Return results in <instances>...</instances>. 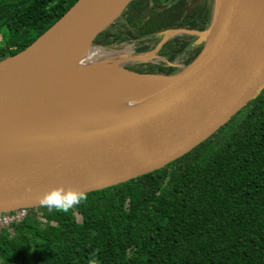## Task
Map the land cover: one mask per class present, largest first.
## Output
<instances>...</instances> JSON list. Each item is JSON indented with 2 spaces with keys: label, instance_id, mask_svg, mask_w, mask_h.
Returning <instances> with one entry per match:
<instances>
[{
  "label": "trees",
  "instance_id": "16d2710c",
  "mask_svg": "<svg viewBox=\"0 0 264 264\" xmlns=\"http://www.w3.org/2000/svg\"><path fill=\"white\" fill-rule=\"evenodd\" d=\"M76 2L0 0V61L28 47ZM186 2L153 18L147 10L159 0H134L122 16L127 24H112L93 45L126 54L121 47L138 35L180 27L172 24L185 18ZM177 44L166 42L160 55L172 61ZM154 69L132 71L174 72ZM87 197L67 214L36 209L45 222L32 209L0 231V264H264V89L182 158Z\"/></svg>",
  "mask_w": 264,
  "mask_h": 264
},
{
  "label": "water",
  "instance_id": "95a60500",
  "mask_svg": "<svg viewBox=\"0 0 264 264\" xmlns=\"http://www.w3.org/2000/svg\"><path fill=\"white\" fill-rule=\"evenodd\" d=\"M133 1L77 0L28 47L1 60L0 109L15 101L7 95L90 47ZM202 39L171 74L124 69L125 79L149 85L124 111L98 119L102 112L86 103L65 131L0 151V214L41 208L38 198L60 185L90 194L124 184L211 140L264 89V0H216Z\"/></svg>",
  "mask_w": 264,
  "mask_h": 264
},
{
  "label": "bare ground",
  "instance_id": "6f19581e",
  "mask_svg": "<svg viewBox=\"0 0 264 264\" xmlns=\"http://www.w3.org/2000/svg\"><path fill=\"white\" fill-rule=\"evenodd\" d=\"M89 56L86 45L47 75L5 97L15 101L0 109V151L65 131L86 103L99 108L102 113H96L98 119L122 112L133 104L124 102L126 93L121 94L119 88L134 93L149 86L141 80L122 78L114 59L87 65L84 59Z\"/></svg>",
  "mask_w": 264,
  "mask_h": 264
},
{
  "label": "flooded vegetation",
  "instance_id": "af4514ba",
  "mask_svg": "<svg viewBox=\"0 0 264 264\" xmlns=\"http://www.w3.org/2000/svg\"><path fill=\"white\" fill-rule=\"evenodd\" d=\"M178 3V0H159L155 11L152 9V5H149L147 12L151 16L157 17L160 14L167 13L170 15L173 11V6ZM187 6L184 10L185 18L179 23H173L174 26H180L178 28L162 29L159 31H154L151 34L138 35L137 39L131 40L129 43H124L121 47V51H127L126 54L118 53L119 56H127L129 64L125 66V69L129 71H134V69L147 70L149 66L153 65L155 69L158 67H163L166 69L176 71L179 67L186 64L190 59H192L197 52L200 50L203 39L202 31L206 23L210 20L211 14H213L214 7L208 0H187ZM128 10V8L126 9ZM126 10L124 12H126ZM176 11V9H175ZM122 18L123 24H127L126 19ZM172 20V17H170ZM168 18V20H170ZM212 18V17H211ZM145 20H142L139 26L144 24ZM162 38L160 42L157 40ZM175 38V39H174ZM178 41V49L175 58L171 61L168 58L160 55V51L166 42ZM132 44V48L129 49L128 45ZM143 45H149L152 49L150 51H145L139 55L135 53L137 47ZM152 53V58L150 54ZM131 68L132 70H130ZM154 71H157L155 70ZM132 71V72H133ZM162 72H165L164 70ZM166 75V74H163Z\"/></svg>",
  "mask_w": 264,
  "mask_h": 264
},
{
  "label": "clouds",
  "instance_id": "9594fccd",
  "mask_svg": "<svg viewBox=\"0 0 264 264\" xmlns=\"http://www.w3.org/2000/svg\"><path fill=\"white\" fill-rule=\"evenodd\" d=\"M87 198V193L83 190L71 187L65 189L63 185H60L43 194L38 200L40 206L46 207L49 211L67 214L75 206L85 202ZM90 264H96V261L91 260Z\"/></svg>",
  "mask_w": 264,
  "mask_h": 264
},
{
  "label": "rangeland",
  "instance_id": "374dc122",
  "mask_svg": "<svg viewBox=\"0 0 264 264\" xmlns=\"http://www.w3.org/2000/svg\"><path fill=\"white\" fill-rule=\"evenodd\" d=\"M211 2V5L213 7H215V2L216 0H208ZM120 22L121 24H123L122 22V18H119L118 20H116L114 23L116 22ZM113 23V24H114ZM111 26H109L107 29H109ZM133 46L128 45V48L131 49ZM89 54H91V56H89L88 58L84 59V63L87 65H98V64H104L108 59H114L117 63V67L120 73V76L124 78L123 76V70L125 69V66L127 64H129L128 60H127V56H119L117 53L115 52H106L100 48H98L95 45H91L89 47ZM152 56V53L150 54V57ZM126 57V58H125ZM152 58V57H151ZM119 76V77H120ZM148 87L146 89H140L137 92H132L129 94V92H127V94H125V98H124V102H130V103H135L139 97H141V93L144 90H147ZM138 94V95H137ZM39 214H42L41 211L38 212ZM51 260V259H49Z\"/></svg>",
  "mask_w": 264,
  "mask_h": 264
},
{
  "label": "built area",
  "instance_id": "2783aa9c",
  "mask_svg": "<svg viewBox=\"0 0 264 264\" xmlns=\"http://www.w3.org/2000/svg\"><path fill=\"white\" fill-rule=\"evenodd\" d=\"M36 212V209H33ZM32 209H17L8 213L0 214V231L9 229L15 225L22 223L30 215ZM38 219L41 222H45L42 214L36 212Z\"/></svg>",
  "mask_w": 264,
  "mask_h": 264
}]
</instances>
